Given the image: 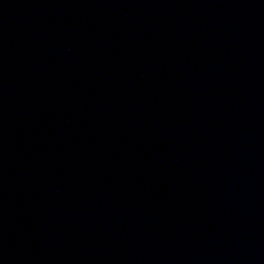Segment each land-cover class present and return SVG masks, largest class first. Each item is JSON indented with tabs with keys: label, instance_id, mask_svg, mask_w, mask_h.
I'll list each match as a JSON object with an SVG mask.
<instances>
[{
	"label": "water",
	"instance_id": "95a60500",
	"mask_svg": "<svg viewBox=\"0 0 264 264\" xmlns=\"http://www.w3.org/2000/svg\"><path fill=\"white\" fill-rule=\"evenodd\" d=\"M0 264H264V0H0Z\"/></svg>",
	"mask_w": 264,
	"mask_h": 264
}]
</instances>
